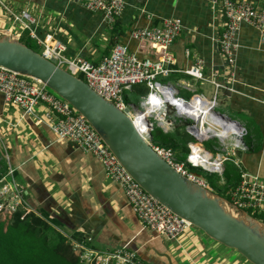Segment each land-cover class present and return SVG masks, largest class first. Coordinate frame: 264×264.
<instances>
[{
    "label": "crops",
    "instance_id": "1",
    "mask_svg": "<svg viewBox=\"0 0 264 264\" xmlns=\"http://www.w3.org/2000/svg\"><path fill=\"white\" fill-rule=\"evenodd\" d=\"M3 1L17 13L26 9L39 12L38 16H44L40 33H54L68 47L69 57L80 56L92 63L108 57L116 44L127 46L142 59L161 60V47L141 44L132 39L131 33L138 28L157 27L166 19H181L185 28L169 48L176 56L175 70H185L196 57H201L207 76L220 74L231 94L228 97L225 91L221 96L225 107L248 119L247 123H240L248 128L246 143L250 150H238L237 159L244 171L264 180V50L255 29L242 25L238 33L236 78H232L226 59L214 42L221 35L223 20L218 9L204 1L126 0L125 9L112 28L103 22L102 15L67 0ZM91 41L95 50L88 48ZM95 51L98 56H94ZM173 75L180 76L178 80L195 82L182 72ZM44 109H37L36 118L43 117ZM36 118L25 116L20 107L6 103L0 94V162L5 164L0 165L4 166L0 181L9 166L16 170L17 183L24 189L32 214L43 218L41 214L46 212L51 222L60 223L54 229L80 242L85 250L104 252L127 246L137 253L142 264L239 263L238 253H230L231 249L225 250L228 248L193 228L175 242L157 236L140 222L123 188L107 177L94 156L82 152L69 140H59Z\"/></svg>",
    "mask_w": 264,
    "mask_h": 264
},
{
    "label": "built area",
    "instance_id": "2",
    "mask_svg": "<svg viewBox=\"0 0 264 264\" xmlns=\"http://www.w3.org/2000/svg\"><path fill=\"white\" fill-rule=\"evenodd\" d=\"M67 1L80 4L90 13L102 15L103 22L111 28L126 6V0ZM201 1L212 5L214 10L218 9L221 15V35L214 38V42L226 59L231 77L236 78L237 37L242 25H248L258 32L259 45L264 50V7L257 0ZM259 1L264 3V0ZM5 8L13 21L10 27L0 30V36H9L21 42L24 32H27L29 38L42 48L40 54L43 58L81 79L91 90L113 103L130 118L135 127V123H140L145 130L136 129L152 150L197 185L210 190L206 180L189 171V168L223 176L225 163L232 158L241 171V180L232 191L231 203L246 212L264 215V180L258 174L244 171L241 161L237 159L238 150H250L246 143L248 128L216 111L219 98L230 90L228 84L221 80L217 72L207 76L205 61L201 57H196L185 70H175L176 56L169 48L185 28L181 19H166L157 27L138 28L131 33L132 39L141 44L147 40L164 47L163 60L142 59L137 53L130 52L127 46L116 44L108 57L99 63H92L80 56L69 57L68 47L54 33H40L42 15L34 17L27 9L17 15L10 7ZM187 56H190L189 52ZM176 72H182L196 82L211 85V95L198 93L191 82L184 80L174 83L160 81V78L169 79ZM142 85L146 86L148 93L142 97L139 106L127 104L125 92ZM183 93L191 95L186 97ZM0 94L6 103L20 107L27 117L36 118L35 112L44 106L43 117H37L36 122L46 126L59 140H69L82 152L94 156L102 164L107 177L123 188L140 222L157 236L175 242L193 227L189 221L174 214L148 194L120 164L87 119L40 80L0 66ZM180 123H184L187 134L193 139L187 145L185 163L179 161L177 153L171 148L157 145L153 137L156 127L168 134L174 132ZM211 140L221 143V149L216 154L203 145ZM6 159L9 164V158ZM15 173L16 170L9 166V171L0 181V212L16 214L21 211L24 218L34 211L30 208L24 189L18 185ZM74 241L72 246L81 264H142L137 253L127 246L100 252L85 250L79 242Z\"/></svg>",
    "mask_w": 264,
    "mask_h": 264
},
{
    "label": "water",
    "instance_id": "3",
    "mask_svg": "<svg viewBox=\"0 0 264 264\" xmlns=\"http://www.w3.org/2000/svg\"><path fill=\"white\" fill-rule=\"evenodd\" d=\"M0 66L40 80L69 102L132 178L159 203L250 264H264V223L179 174L152 150L130 118L113 103L29 46L5 35L0 36ZM225 95L231 97L227 91ZM182 126L184 123L178 128Z\"/></svg>",
    "mask_w": 264,
    "mask_h": 264
},
{
    "label": "trees",
    "instance_id": "4",
    "mask_svg": "<svg viewBox=\"0 0 264 264\" xmlns=\"http://www.w3.org/2000/svg\"><path fill=\"white\" fill-rule=\"evenodd\" d=\"M262 6L264 7V3ZM134 90L140 91V87L136 86ZM187 94L191 95L190 93ZM180 130L181 128L176 129L177 132ZM170 134L165 133L159 127H156L153 132V135L167 137L166 148L174 150L178 158L183 155L185 150L188 153V143L184 147V143L172 138L169 136ZM185 135L190 137L187 133ZM0 165H2L1 162ZM3 172L4 166L0 167V173L3 174ZM227 173L228 171L225 168L223 175ZM234 186L230 185L227 180L225 184H221L219 188H216L214 193L220 195V192H222L230 196ZM41 215L43 218L36 214H30L23 218V212L21 211L16 214L0 212V264H81L79 256L74 252L72 238L53 228V226L60 225V223L57 221L51 222L46 212H42ZM253 215L258 217L254 213ZM256 219L264 223V221ZM239 257L241 262L248 263L240 254Z\"/></svg>",
    "mask_w": 264,
    "mask_h": 264
},
{
    "label": "rangeland",
    "instance_id": "5",
    "mask_svg": "<svg viewBox=\"0 0 264 264\" xmlns=\"http://www.w3.org/2000/svg\"><path fill=\"white\" fill-rule=\"evenodd\" d=\"M0 1L4 4V5H2L0 3V29H2V28H5V27H10L12 25L13 17H12V15L9 12H7V10L5 8V6H7V7H10V6L8 4H5V2L3 0H0ZM54 1H62V0H54ZM256 2L262 5V3H260L259 0H257ZM29 12L34 17H38V13L39 12H35V11L31 10V9L29 10ZM75 26H77V25H75ZM22 43L25 44V45L26 44L29 45L37 53H42V48L40 46H38L34 41H32L29 38L27 32H24V37L22 39ZM75 44L76 45H80V42L75 40ZM89 45H90V47L88 46L89 50H91V49L95 50L94 49L95 45H94L93 41H91L89 43ZM93 54H94V56H98L99 55V53L96 52V51ZM179 78H181V77L177 76V75H173L169 79L160 78V81L162 83H169V82L174 83V82H177ZM191 84L194 85V87H195V89H196V91L198 93H210V95H211V92H212L211 85L202 84V83L196 82V81L195 82H191ZM138 87H140V91L139 90H133V91H126L125 92L124 98H125V101H126L127 104H129V105L132 104V105H135V106H139L140 101L142 100V97L145 96L148 93V90H147L145 85L138 86ZM183 95L186 96V97L190 96L189 94L186 95V93H183ZM224 103H225V100L223 99V97H220L219 101H218V108L216 110L217 112H220L221 114H225L229 118H231L232 120L239 121V122H241L243 124L248 122V119H247V117L245 115L237 114L236 112H234L229 107L228 108L225 107ZM180 128H181V130L179 132H177L175 130L169 136H171L172 138L176 139L177 141H180V143H184V147H186V144L189 143V142H192L193 139L190 138V137H187L185 135V133H187V132H186V129H185L184 126H182ZM153 136H154V142L157 145L167 147L168 139H167L166 136H163V135H159V136L153 135ZM203 145H204V147L207 150L212 151L214 154H216L217 151H220V149H221V143L218 140L206 141V142L203 143ZM0 158H1V154H0ZM186 158H187V152L185 150L183 152V155L179 156V161L185 163L186 162ZM1 164L5 165L2 162H1ZM235 167L236 166H235V164H234V162H233V160L231 158V160H229V161H227L225 163V168L228 171V173L226 175H223V176H219L217 174H209V173H206V172L202 171L201 169L189 168V171H191L192 173L197 174L198 176L204 178L206 180V182L208 183V185H209V189L211 191H213V192H215V189L219 188L221 186V184H223V182L225 184V181H227V180L230 182V185H233V186L235 185L234 188H232V190H231L230 196H228L227 194H224L222 192H220V195H219L221 198L231 202V200H232V191H234L236 189L238 183L241 180V176H240L241 171L237 167H236L237 169ZM247 213H248V215H250L253 218L256 217L251 212H247ZM256 218L264 221V218L262 216H258ZM193 229L194 230H199L196 227H193ZM199 232H201V231L199 230ZM201 234H203V233L201 232ZM165 246H166V248H169V244L168 243H165ZM225 250L229 251V249H225ZM230 253H233V250H231ZM235 255L237 256L236 253H235ZM236 264H250V263L249 262L246 263V262H243V261L242 262L239 261V263H236Z\"/></svg>",
    "mask_w": 264,
    "mask_h": 264
},
{
    "label": "bare ground",
    "instance_id": "6",
    "mask_svg": "<svg viewBox=\"0 0 264 264\" xmlns=\"http://www.w3.org/2000/svg\"><path fill=\"white\" fill-rule=\"evenodd\" d=\"M13 11H14V10H13ZM25 11H26V10H23V11H21V12H19V13H17V12H15V13H16L17 15H21V14H23ZM143 42L152 43V42L147 41V40H144ZM152 44H154V43H152ZM155 45H156V44H155ZM157 46H159V47H161V48L163 49V58L161 59V60H163V59H164V55H165V48L162 47V46H160V45H157ZM135 125H136V127H137L140 131L143 132V131L145 130V128L142 127L140 123H135Z\"/></svg>",
    "mask_w": 264,
    "mask_h": 264
},
{
    "label": "clouds",
    "instance_id": "7",
    "mask_svg": "<svg viewBox=\"0 0 264 264\" xmlns=\"http://www.w3.org/2000/svg\"><path fill=\"white\" fill-rule=\"evenodd\" d=\"M193 228V227H192Z\"/></svg>",
    "mask_w": 264,
    "mask_h": 264
}]
</instances>
